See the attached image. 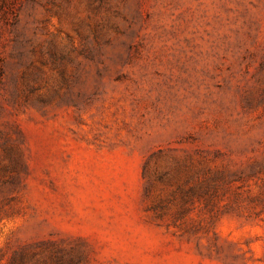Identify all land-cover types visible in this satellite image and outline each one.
Here are the masks:
<instances>
[{
  "label": "rangeland",
  "instance_id": "obj_1",
  "mask_svg": "<svg viewBox=\"0 0 264 264\" xmlns=\"http://www.w3.org/2000/svg\"><path fill=\"white\" fill-rule=\"evenodd\" d=\"M0 264H264V0H0Z\"/></svg>",
  "mask_w": 264,
  "mask_h": 264
}]
</instances>
